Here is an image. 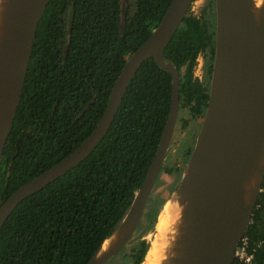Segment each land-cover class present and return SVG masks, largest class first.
<instances>
[{
    "label": "trees",
    "instance_id": "16d2710c",
    "mask_svg": "<svg viewBox=\"0 0 264 264\" xmlns=\"http://www.w3.org/2000/svg\"><path fill=\"white\" fill-rule=\"evenodd\" d=\"M171 1H49L3 153L0 205L90 135L124 63L152 34ZM209 1L208 14L199 17L189 12L165 50V58L181 77L180 112L171 145L190 119L204 116L208 105L216 47L215 0ZM200 54L206 63L204 80L195 75ZM171 102L172 75L155 58L146 60L92 153L25 198L9 216L0 229V264H87L117 229L141 187ZM189 148L188 154L193 147ZM162 181H156L147 205L151 208L116 255L115 264L144 261L150 246L146 232L155 227L159 205L165 202L153 196ZM262 189L239 245L246 241L252 255L246 264H264V183ZM233 264L244 260L236 256Z\"/></svg>",
    "mask_w": 264,
    "mask_h": 264
},
{
    "label": "water",
    "instance_id": "95a60500",
    "mask_svg": "<svg viewBox=\"0 0 264 264\" xmlns=\"http://www.w3.org/2000/svg\"><path fill=\"white\" fill-rule=\"evenodd\" d=\"M49 1L3 2L0 172L37 29ZM192 3L193 0L171 1L152 34L124 63L96 127L66 157L21 185L0 205V229L20 202L65 175L92 153L108 133L135 74L153 57L172 75L168 119L146 177L124 219L87 264H106L123 250L147 211L176 130L181 77L179 69L165 58V50ZM215 9L216 47L208 105L178 188L172 194H179L186 206L170 264H233L263 190L264 2L255 7L254 0H215ZM108 239L112 242L102 250Z\"/></svg>",
    "mask_w": 264,
    "mask_h": 264
},
{
    "label": "rangeland",
    "instance_id": "374dc122",
    "mask_svg": "<svg viewBox=\"0 0 264 264\" xmlns=\"http://www.w3.org/2000/svg\"><path fill=\"white\" fill-rule=\"evenodd\" d=\"M209 3H210L209 0H194L190 7L189 12L199 17L203 15H207L209 12L208 9ZM198 59H199L198 61L200 62L202 57L200 56ZM195 74L198 75V77L201 76L202 74V70L199 64H197V67L195 69ZM200 126H201V117H199L197 120L190 122L187 129L182 130L176 136V140L172 144L171 151L167 154L166 161L164 164V166L166 165L165 167H167L169 171L171 170L173 172H171L169 175L164 173L161 175V179L164 180V183L161 184L159 191L154 193V196L159 200L162 199V201L164 202L165 198L172 195L174 191L178 188L184 169L189 160L188 158V151L190 149L189 147L190 146L194 147L193 145L195 144L197 135L200 130ZM185 143H187L188 145ZM162 205L163 203L159 205V209H161ZM149 208L151 207H148L147 211L149 210ZM153 234H154V228L146 232L145 238H147L150 241ZM117 257L118 256L116 257L114 256L106 264H115L117 262Z\"/></svg>",
    "mask_w": 264,
    "mask_h": 264
},
{
    "label": "bare ground",
    "instance_id": "6f19581e",
    "mask_svg": "<svg viewBox=\"0 0 264 264\" xmlns=\"http://www.w3.org/2000/svg\"><path fill=\"white\" fill-rule=\"evenodd\" d=\"M3 2L0 0V27L2 24ZM264 0H254L255 7H260ZM1 37V31H0ZM185 204L179 194L170 195L162 205L155 225V232L150 240V247L142 264H170V258L174 255L172 248L178 241L179 228L182 227ZM184 226V225H183ZM112 239L105 241L103 249H106Z\"/></svg>",
    "mask_w": 264,
    "mask_h": 264
},
{
    "label": "flooded vegetation",
    "instance_id": "af4514ba",
    "mask_svg": "<svg viewBox=\"0 0 264 264\" xmlns=\"http://www.w3.org/2000/svg\"><path fill=\"white\" fill-rule=\"evenodd\" d=\"M202 57V59L200 60V62L199 61H197V64H199V66L201 67V70H202V74H201V76H199L198 77V75H196L199 79H201V80H204V79H206V77H207V70H206V63H205V60H204V58H203V55L202 54H200L199 55V57ZM198 57V58H199ZM197 60H199V59H197ZM196 67H197V65H196ZM198 118H196V119H190L189 120V123L190 122H192V121H194V120H197ZM189 123L187 124V126H186V128L184 129V130H186L187 129V127H188V125H189ZM175 134V133H174ZM179 134V132L177 133V135ZM174 136V135H173ZM175 139H176V137L174 138V140H173V143L175 142ZM172 143V144H173ZM172 146V145H171ZM194 146V145H193ZM188 149V148H187ZM171 151V149H169V152ZM184 151V150H183ZM168 152V153H169ZM191 153V152H190ZM189 156H190V154H188V158H189ZM184 162V161H183ZM166 166V165H165ZM164 166V167H165ZM164 169V168H163ZM161 170V172H160V174H159V177H158V179L157 180H160V178H161V175L164 173V174H170L171 172H173V171H169L168 170V168L167 167H165V169L164 170ZM164 182L162 181V184H163ZM153 194V193H152ZM154 196V195H153ZM147 208H148V206H147Z\"/></svg>",
    "mask_w": 264,
    "mask_h": 264
},
{
    "label": "built area",
    "instance_id": "2783aa9c",
    "mask_svg": "<svg viewBox=\"0 0 264 264\" xmlns=\"http://www.w3.org/2000/svg\"><path fill=\"white\" fill-rule=\"evenodd\" d=\"M245 243H246V241L244 242V244L242 246H239L237 249V256H239L240 258H242L244 260V264H246V262L250 261V259L252 257V255L247 252Z\"/></svg>",
    "mask_w": 264,
    "mask_h": 264
}]
</instances>
